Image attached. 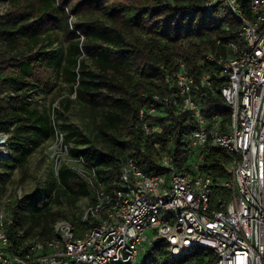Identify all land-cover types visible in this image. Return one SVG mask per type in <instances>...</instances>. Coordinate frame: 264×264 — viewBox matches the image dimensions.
Wrapping results in <instances>:
<instances>
[{"label": "trees", "instance_id": "obj_1", "mask_svg": "<svg viewBox=\"0 0 264 264\" xmlns=\"http://www.w3.org/2000/svg\"><path fill=\"white\" fill-rule=\"evenodd\" d=\"M3 1L7 5L0 11V133L8 135V157L0 160V167L13 172L24 166L39 146L52 142L61 131L65 143L72 146L70 157H82L96 168L109 191L117 187L119 162L125 156L136 158L149 174H163L167 168L161 165L160 151H164L177 170H190L191 135L198 125L189 114L175 113L164 103L170 93L166 79L178 72L181 62L198 86L203 74L212 77L211 89L199 86L197 91L205 114L231 121V106L220 91L227 79L218 76L215 63L204 60L210 52L231 54L228 44L239 50L246 47L241 24L221 6L207 13L201 0ZM241 1L247 10L249 0ZM61 83L68 89L60 105L75 100L99 116L98 142L60 124L62 111L43 105ZM153 106L158 115L141 119L140 111ZM144 120L159 125L161 132L145 135ZM203 153L202 169L226 177L231 156L215 148ZM92 192L77 170L61 166L44 186L10 207L12 242L19 241L24 212L37 211L41 219H48L55 199L65 196L76 204L92 197ZM216 261L215 252L204 247L174 257L165 239L150 245L142 257V264Z\"/></svg>", "mask_w": 264, "mask_h": 264}, {"label": "built area", "instance_id": "obj_2", "mask_svg": "<svg viewBox=\"0 0 264 264\" xmlns=\"http://www.w3.org/2000/svg\"><path fill=\"white\" fill-rule=\"evenodd\" d=\"M202 10L216 6L241 24L246 47L228 44L231 54L207 53L206 63H215L220 88L231 106L232 119L203 111L200 87L212 88L210 74L199 86L184 62L166 79L170 93L164 103L175 113H187L198 125L191 135L194 159L190 170L179 171L172 157L160 151L163 174L145 172L136 158L120 160L117 187L109 191L97 170L82 157L71 166L92 189L81 223L56 221L48 237L28 238L17 233L14 244L9 233L12 220L0 201V264H142L140 249L165 239L174 257L204 247L217 255L215 264H264V0H201ZM74 17H70L72 27ZM159 98V97H157ZM156 117L158 109L140 111V118ZM145 135L161 132L159 125L143 123ZM49 150L56 159V172L70 159L64 135L58 131ZM8 135L0 133V160L8 157ZM205 148L223 150L231 156L226 177L206 173Z\"/></svg>", "mask_w": 264, "mask_h": 264}, {"label": "rangeland", "instance_id": "obj_3", "mask_svg": "<svg viewBox=\"0 0 264 264\" xmlns=\"http://www.w3.org/2000/svg\"><path fill=\"white\" fill-rule=\"evenodd\" d=\"M6 2L0 3V11L6 8ZM83 58V55H82ZM90 66V63H89ZM67 86L61 83L56 90L47 96L43 101L46 108L52 106L57 110L62 111L63 116L60 119V124H65L71 129L86 133L91 140L97 141V120L99 116L92 113L87 107L77 101L70 104L60 105V101L67 94ZM74 98V96H72ZM67 107V108H66ZM72 140V144L76 146ZM51 141L39 146L30 156L27 163L10 172L5 168L0 167V201L5 205L9 219H11V206L16 204L20 198L29 197L34 190L44 186L49 179L53 177V172L56 174V159L49 150ZM84 148L85 146H79ZM8 152V151H7ZM62 166L75 165L70 159H64ZM91 202V197H83L76 204H72L65 196L55 199L50 206V215L48 219H41L37 211H26L22 215V231L27 234L28 238L47 237L50 235V228L53 223L58 220L66 219L81 223L85 211ZM44 234V235H43ZM150 245H145L140 249V255L136 258L140 262L143 255L149 250Z\"/></svg>", "mask_w": 264, "mask_h": 264}]
</instances>
